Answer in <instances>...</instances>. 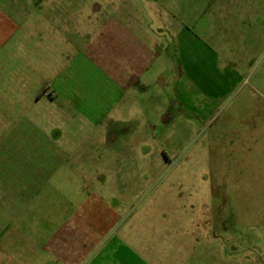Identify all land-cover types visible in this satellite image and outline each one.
I'll return each mask as SVG.
<instances>
[{"label":"rangeland","instance_id":"rangeland-1","mask_svg":"<svg viewBox=\"0 0 264 264\" xmlns=\"http://www.w3.org/2000/svg\"><path fill=\"white\" fill-rule=\"evenodd\" d=\"M52 1L61 33L55 23L41 28L39 10L27 4L16 10L17 33L0 38L3 237L36 235L48 213H70L90 194H108L120 170L111 167L128 154L138 165L128 176L144 182L138 198L121 203L124 215L107 237H121L125 227L130 241H145L136 250L150 264H264V55L236 57L234 70L220 60L217 68H196L206 85L197 87L174 72L170 18L160 22L151 8L162 0ZM256 1L264 20V0ZM110 21L125 25L134 47L163 50L146 73L160 80L124 95L133 102L159 88L168 112L174 108L170 120H149L132 102L108 109L122 95L108 73L115 65L106 57L115 43L104 30ZM112 126L131 140L115 143ZM158 159L167 165L150 170Z\"/></svg>","mask_w":264,"mask_h":264},{"label":"crops","instance_id":"crops-1","mask_svg":"<svg viewBox=\"0 0 264 264\" xmlns=\"http://www.w3.org/2000/svg\"><path fill=\"white\" fill-rule=\"evenodd\" d=\"M55 3L52 0H0V38L7 40L17 33L19 21L16 10L27 4L39 10L37 15L41 28L46 30L55 23L57 32L61 33L59 18L54 17L55 12L49 11ZM6 8L15 9L7 12ZM151 8L155 9L160 22L170 18V46L174 57H179L177 62H171L174 72L180 76L188 75V80L197 87H204L205 82L203 76L194 74L196 68H217L215 65L220 60L223 66H230L234 70L241 64L236 57L264 55V20L258 21L259 5L256 0H162V5L151 3ZM175 24L181 25L180 29ZM104 30L109 39L115 42L113 47L111 45L106 50L110 64L115 61L114 67L109 66V78L116 92L122 94L110 100L108 109H115L119 103L122 109H127L132 99L125 97L124 93H128L132 87L144 90L150 87L149 83L160 80L151 79L146 73L164 55L163 50L157 43H154L157 52L150 51L144 44L134 47L128 42L129 30L118 22L110 21ZM113 54L122 57L113 59ZM149 55L153 56L152 60L147 57ZM160 84L162 87L166 85L162 81ZM165 96L156 88L143 100L133 98L132 103H136L149 120L159 121L161 116L170 120L174 108L168 112L170 100ZM110 130V138L116 139L115 143L122 138L127 142L131 140L132 134L125 129L117 130L112 126ZM142 138H145L144 135ZM132 144L137 149L135 140ZM123 157L127 159L122 158L115 167H111L120 170L114 175V186L109 188L108 194L107 191L90 194V200L79 203L70 213H48L44 223L31 231L36 235L14 230L15 236L3 237L0 232V248H4L3 254H0V264H129V260L150 264L136 250L145 247V241H130L126 238L127 229L123 231L125 227L121 228V237L117 232L107 237L114 224L124 215L121 203L138 198L144 182L140 176H128L129 168L138 167L132 165L135 156L131 158L127 154ZM166 165L167 160H152L149 168L157 171Z\"/></svg>","mask_w":264,"mask_h":264}]
</instances>
